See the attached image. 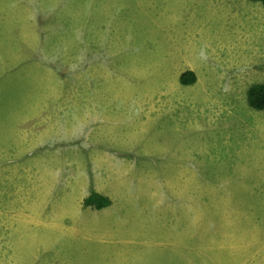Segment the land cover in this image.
<instances>
[{"label":"rangeland","instance_id":"rangeland-1","mask_svg":"<svg viewBox=\"0 0 264 264\" xmlns=\"http://www.w3.org/2000/svg\"><path fill=\"white\" fill-rule=\"evenodd\" d=\"M262 81L260 3L0 0V264H264Z\"/></svg>","mask_w":264,"mask_h":264},{"label":"trees","instance_id":"trees-1","mask_svg":"<svg viewBox=\"0 0 264 264\" xmlns=\"http://www.w3.org/2000/svg\"><path fill=\"white\" fill-rule=\"evenodd\" d=\"M251 2L260 3L264 9V0H249ZM196 82L195 73L188 71L180 77V83L183 85H191ZM246 100L248 106L256 111L264 110V81L250 86L246 92ZM85 205H93L96 209H102L110 205L107 197L93 192L86 200Z\"/></svg>","mask_w":264,"mask_h":264},{"label":"bare ground","instance_id":"bare-ground-1","mask_svg":"<svg viewBox=\"0 0 264 264\" xmlns=\"http://www.w3.org/2000/svg\"><path fill=\"white\" fill-rule=\"evenodd\" d=\"M95 67H96V65H94ZM95 67H94V69L93 70H95ZM92 73V72H91ZM94 75V74H93Z\"/></svg>","mask_w":264,"mask_h":264}]
</instances>
